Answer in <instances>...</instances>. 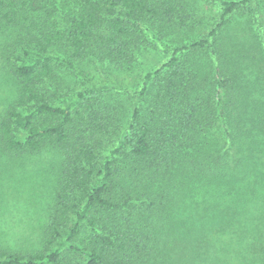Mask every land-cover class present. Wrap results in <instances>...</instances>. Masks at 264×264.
Returning a JSON list of instances; mask_svg holds the SVG:
<instances>
[{
	"label": "trees",
	"instance_id": "trees-1",
	"mask_svg": "<svg viewBox=\"0 0 264 264\" xmlns=\"http://www.w3.org/2000/svg\"><path fill=\"white\" fill-rule=\"evenodd\" d=\"M189 1L0 0V161L54 168L38 242L0 264H264V0L210 26ZM155 44L136 91L87 72Z\"/></svg>",
	"mask_w": 264,
	"mask_h": 264
},
{
	"label": "rangeland",
	"instance_id": "rangeland-1",
	"mask_svg": "<svg viewBox=\"0 0 264 264\" xmlns=\"http://www.w3.org/2000/svg\"><path fill=\"white\" fill-rule=\"evenodd\" d=\"M218 1L220 0H191L189 5L200 9L202 16L207 19L210 26L214 19L219 16ZM189 6V7H191ZM4 29L0 27V111L3 108V99L8 98L12 88V82L8 80L6 72L2 67L1 51L4 47ZM6 36V35H5ZM191 38L188 35H176L171 37L178 42L179 38ZM187 40V39H186ZM20 54L13 57L15 61ZM167 56L162 49L157 46H144L137 54L135 65L122 72H113L110 68L99 67L91 64L87 68L88 73L99 81L118 82L127 86L132 91L141 88L144 74L155 70L167 61ZM76 87H80L75 76H71ZM114 94L110 97L111 102L124 101L126 107H130L133 102V94ZM46 172L54 175V168L49 164L47 156L40 157L35 162L28 163L24 168L6 167L0 161V243L15 250L33 246L38 242L40 229L45 222L48 204V195L43 177ZM260 188V186H259ZM264 232V230H263ZM249 236L247 237V239ZM223 240V239H221ZM251 240H259L255 237ZM175 239L172 244H176ZM264 242V240H262ZM181 245V243H180Z\"/></svg>",
	"mask_w": 264,
	"mask_h": 264
}]
</instances>
